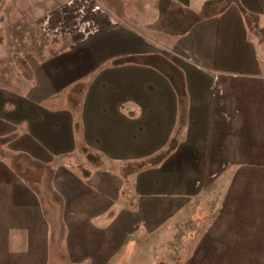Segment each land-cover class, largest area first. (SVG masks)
Listing matches in <instances>:
<instances>
[{
	"label": "crops",
	"instance_id": "crops-1",
	"mask_svg": "<svg viewBox=\"0 0 264 264\" xmlns=\"http://www.w3.org/2000/svg\"><path fill=\"white\" fill-rule=\"evenodd\" d=\"M119 1L78 25L84 0L14 2L69 42L0 84V264H49L57 232L68 264L171 232L151 264H264V0ZM80 148L106 164L76 171Z\"/></svg>",
	"mask_w": 264,
	"mask_h": 264
},
{
	"label": "rangeland",
	"instance_id": "rangeland-1",
	"mask_svg": "<svg viewBox=\"0 0 264 264\" xmlns=\"http://www.w3.org/2000/svg\"><path fill=\"white\" fill-rule=\"evenodd\" d=\"M14 2L15 0H4L0 3V59L3 67L2 73L0 74V84L12 89H14V86L17 84H26V78L29 76V68L31 66L33 67L51 55H55L64 50L69 42L67 35H62L60 29L55 30L52 23L45 22L44 24H38L29 16H21L15 9ZM19 2L24 4L26 0H17V3ZM120 2L119 0H84L83 4H85V7L83 12L85 16L79 17L75 24L78 25L79 23L86 22L87 19L90 18V15L94 14L92 9H94L96 5L100 7L102 11L112 13L113 17H115L114 19L118 21V15L124 12L120 9L122 5ZM83 4H81V6H83ZM177 12L178 10L169 9L165 13L162 12L164 15L161 16L162 18H169L173 15L176 16ZM102 16H104V14ZM40 21H44V19ZM87 24L86 27L91 28L92 32L93 20ZM161 25L162 21L159 22L158 26ZM10 161L16 163L15 167L17 171L25 175V177L31 180L33 179V181H39L41 179L43 169L38 165L31 164L23 158H20V160L12 158ZM18 164L21 165L19 166ZM94 164L99 165L106 163L100 155L85 150L84 148H80L70 159L71 167L83 174L87 173L86 170L90 169ZM130 167L131 166H128L129 169H126L127 172L133 170L130 169ZM35 186L39 188L38 185L35 184ZM42 196L45 203H47L46 205L52 204L54 207L55 218L57 219L58 216L56 214L59 209V203L56 197L52 198L49 195V190L46 188H43ZM61 233L62 232H57L55 234L51 248L52 256L49 264H68L66 250L60 238L62 235ZM175 235L177 236V234L173 232L169 233V239L167 240L169 242L162 244L160 249L156 248L155 252H149L148 246L150 243L152 245V242L157 244L159 237L156 234L152 235L150 239L145 237L138 239V236L136 237L133 235L129 237V239L136 243L131 244L132 248L129 247L127 252L128 256H125L127 255L125 248L117 257L118 259L112 264H151L156 258H166L171 254L170 251L176 253L177 243L180 244L179 241L176 242L177 238H174ZM142 241L144 243L143 246L141 245ZM124 257L128 258L123 260Z\"/></svg>",
	"mask_w": 264,
	"mask_h": 264
},
{
	"label": "trees",
	"instance_id": "trees-1",
	"mask_svg": "<svg viewBox=\"0 0 264 264\" xmlns=\"http://www.w3.org/2000/svg\"><path fill=\"white\" fill-rule=\"evenodd\" d=\"M152 247H153V246H151V249H150V251L152 250V252H155V249L158 248V247H157V244H155L153 248H152ZM159 249H160V248H159Z\"/></svg>",
	"mask_w": 264,
	"mask_h": 264
}]
</instances>
